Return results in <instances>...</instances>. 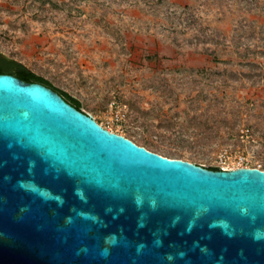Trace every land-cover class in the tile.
<instances>
[{
	"label": "water",
	"instance_id": "obj_1",
	"mask_svg": "<svg viewBox=\"0 0 264 264\" xmlns=\"http://www.w3.org/2000/svg\"><path fill=\"white\" fill-rule=\"evenodd\" d=\"M0 264H264V171L162 157L0 74Z\"/></svg>",
	"mask_w": 264,
	"mask_h": 264
},
{
	"label": "rangeland",
	"instance_id": "obj_2",
	"mask_svg": "<svg viewBox=\"0 0 264 264\" xmlns=\"http://www.w3.org/2000/svg\"><path fill=\"white\" fill-rule=\"evenodd\" d=\"M0 54L148 151L264 171V0H0Z\"/></svg>",
	"mask_w": 264,
	"mask_h": 264
},
{
	"label": "trees",
	"instance_id": "obj_3",
	"mask_svg": "<svg viewBox=\"0 0 264 264\" xmlns=\"http://www.w3.org/2000/svg\"><path fill=\"white\" fill-rule=\"evenodd\" d=\"M35 1V0H34ZM0 74H8L16 77L17 79L27 83H39L52 91L56 92L65 102L74 107L76 110L82 111V104L79 100L73 98L67 93L54 87L50 82L45 80L43 77L36 75L31 70L25 68L22 64L15 61H8L4 58H0ZM212 171H219L218 167L208 168Z\"/></svg>",
	"mask_w": 264,
	"mask_h": 264
}]
</instances>
